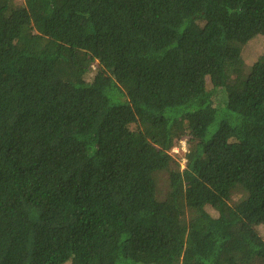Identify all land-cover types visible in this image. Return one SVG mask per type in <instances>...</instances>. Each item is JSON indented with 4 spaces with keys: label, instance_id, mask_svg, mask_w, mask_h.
<instances>
[{
    "label": "trees",
    "instance_id": "16d2710c",
    "mask_svg": "<svg viewBox=\"0 0 264 264\" xmlns=\"http://www.w3.org/2000/svg\"><path fill=\"white\" fill-rule=\"evenodd\" d=\"M256 36L264 0H0V264H264Z\"/></svg>",
    "mask_w": 264,
    "mask_h": 264
},
{
    "label": "rangeland",
    "instance_id": "374dc122",
    "mask_svg": "<svg viewBox=\"0 0 264 264\" xmlns=\"http://www.w3.org/2000/svg\"><path fill=\"white\" fill-rule=\"evenodd\" d=\"M15 1L17 3L22 2V0H15ZM262 52H264V36H256L251 40V43L247 47H245V49H243L242 57L244 60L252 61L255 60V58ZM177 148H175L174 146L171 153L172 155H175L176 159H178L180 161V164H182L183 156H184L183 155L184 145ZM241 195H242V191L240 189H234V191L232 192V201L237 200L238 198L241 197ZM207 210H209L213 214L216 213V211L211 206H207ZM259 230L262 233V235H264V229L260 227ZM64 264H70V263L65 262Z\"/></svg>",
    "mask_w": 264,
    "mask_h": 264
},
{
    "label": "built area",
    "instance_id": "2783aa9c",
    "mask_svg": "<svg viewBox=\"0 0 264 264\" xmlns=\"http://www.w3.org/2000/svg\"><path fill=\"white\" fill-rule=\"evenodd\" d=\"M181 144H182L181 146H183L184 145V142L182 141ZM175 148H177V147L175 146ZM184 148H185V146H184ZM177 151H178V148H177Z\"/></svg>",
    "mask_w": 264,
    "mask_h": 264
}]
</instances>
